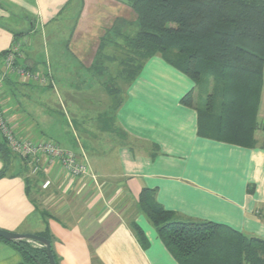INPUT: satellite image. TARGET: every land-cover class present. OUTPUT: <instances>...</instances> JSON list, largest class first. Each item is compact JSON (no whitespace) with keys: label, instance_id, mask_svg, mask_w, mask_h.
Here are the masks:
<instances>
[{"label":"crops","instance_id":"crops-1","mask_svg":"<svg viewBox=\"0 0 264 264\" xmlns=\"http://www.w3.org/2000/svg\"><path fill=\"white\" fill-rule=\"evenodd\" d=\"M138 31L131 0H0V54L19 37L20 63L48 76L67 96L77 93L76 82L93 80L89 71L121 65L126 39ZM35 88L5 81L0 96L6 115L20 136L54 140L35 128L52 103L50 91ZM195 89L187 75L154 56L126 86L116 119L99 135L75 120L81 116L70 112L83 108L69 97L63 111L73 130L61 135L64 144L54 141L86 155L97 180L72 179L58 163L32 177L19 156L12 153L8 167L0 156V229L49 231L58 264H178L138 210L142 190L150 189L179 220L223 224L264 239V85L254 147L201 135L198 108L181 102L189 93L198 101ZM36 98L50 103L44 113L37 112ZM45 179L54 181L49 190L42 189ZM128 221L143 230L147 248ZM22 263L19 252L0 241V264Z\"/></svg>","mask_w":264,"mask_h":264},{"label":"trees","instance_id":"trees-1","mask_svg":"<svg viewBox=\"0 0 264 264\" xmlns=\"http://www.w3.org/2000/svg\"><path fill=\"white\" fill-rule=\"evenodd\" d=\"M131 7L137 14L139 31L126 39L127 52L121 55L117 78L126 84L125 89L150 58L160 55L198 88V101L189 93L181 102L198 108L201 135L242 147L257 145L255 132L264 85V0H131ZM18 38L14 43L20 41ZM7 52L0 54V67ZM115 87L108 93L122 95L115 106L118 109L125 89L121 92ZM201 93H209L204 110L199 107ZM216 97L220 98L218 114ZM0 156L8 167L13 154L4 141ZM155 195L154 190L143 189L138 210L178 264H264V239L223 224L179 220L156 201ZM131 228L147 248L143 230L134 222ZM39 236L53 245L49 231ZM0 241L19 252L22 264H50L39 244Z\"/></svg>","mask_w":264,"mask_h":264},{"label":"rangeland","instance_id":"rangeland-1","mask_svg":"<svg viewBox=\"0 0 264 264\" xmlns=\"http://www.w3.org/2000/svg\"><path fill=\"white\" fill-rule=\"evenodd\" d=\"M102 65L103 67L98 68V70L89 71V74H95L93 80H88V82L81 80L79 83L76 82V85H73V90L77 91V93L75 95L73 94V96H67L62 90H60L59 87H56L54 85L53 88H49L48 85L51 83L50 79L49 84L45 85L46 87L37 86V88H43L47 89V91H50L49 99L52 100V103L50 104L48 102V104H50L49 109H51L48 111V117H45V114H38V117L36 118L35 128L44 132L45 137L53 138L54 140L64 144L61 135L65 131L72 132L73 128L70 121L72 119L68 118L66 111H63V106H68L70 103L69 101H71H68V98L73 97L78 101L77 104H79L83 108L77 112H70L76 117H78L79 115L81 116V118L79 117L75 120L85 121L86 123H89V126L87 125V127L90 130L94 131L93 134H101V126L103 125V127L105 128L108 123H111V121L113 122L116 119L115 113L117 111V108H115V106L118 100H120V98L122 97V95L120 96L118 94L110 96L109 93H107L108 89L115 90V85H117L119 89H122V92L123 89H125L126 85L121 79L117 78V75L121 70L120 64L119 66L116 63L111 65L103 63ZM197 89L198 88L195 89V97L198 94ZM208 94L209 93H203L202 95L201 93L203 98L199 103V107L202 110L205 109ZM36 101L37 105L34 106H39L40 99L36 98ZM42 103L43 104L38 107L39 110H36L39 113H44V111L47 109L48 104L44 100H42ZM219 104L220 98L216 97L214 102L216 114L219 113ZM128 223L131 227L132 223H130L129 221Z\"/></svg>","mask_w":264,"mask_h":264},{"label":"built area","instance_id":"built-area-1","mask_svg":"<svg viewBox=\"0 0 264 264\" xmlns=\"http://www.w3.org/2000/svg\"><path fill=\"white\" fill-rule=\"evenodd\" d=\"M24 59L23 43H14L7 52L0 67V88L5 81L13 80L17 84H32L45 86L49 84V77L32 71L21 64ZM0 134L5 140L11 153L19 156L28 166L29 174L37 177L45 168L54 163L60 164L62 172L70 178H88L94 181L96 176L86 160V155H76L66 151L51 139L35 140L31 137L19 135L16 126L6 115L5 105L0 96ZM54 184L51 179H45L42 183L43 190H49Z\"/></svg>","mask_w":264,"mask_h":264},{"label":"water","instance_id":"water-1","mask_svg":"<svg viewBox=\"0 0 264 264\" xmlns=\"http://www.w3.org/2000/svg\"><path fill=\"white\" fill-rule=\"evenodd\" d=\"M0 238L10 242L29 241L39 244L45 248L50 264H57L53 255L52 244L44 237L35 234H19L0 229Z\"/></svg>","mask_w":264,"mask_h":264}]
</instances>
